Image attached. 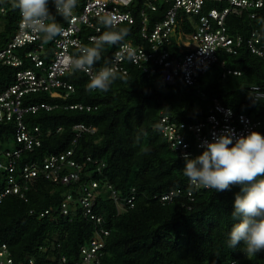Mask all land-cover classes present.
<instances>
[{
    "label": "trees",
    "instance_id": "trees-1",
    "mask_svg": "<svg viewBox=\"0 0 264 264\" xmlns=\"http://www.w3.org/2000/svg\"><path fill=\"white\" fill-rule=\"evenodd\" d=\"M155 1L158 9L147 11L150 28L163 19L168 7L160 0ZM80 2L82 0H77L79 11ZM13 3L14 0L5 2L7 12L0 14V51L16 32L20 20L19 9L13 8ZM226 5V2L208 0L204 12ZM49 8L55 14L51 0ZM253 10L258 12L256 19H251L247 12L233 13L228 15L226 24L231 34H242L245 39L252 28H260L264 44V6ZM134 14L135 23L124 22L118 26L127 32L124 42L148 46L142 35L144 23L139 5L134 8ZM56 19L61 26L67 22L59 16ZM197 20L198 17L183 12L177 30L188 36L196 30ZM171 41L166 47L172 54L183 52L177 34ZM33 47L34 44H27L16 50L24 59L22 66L0 64V86L13 83L18 71L31 66L25 54ZM54 48L52 41L45 43V60H50ZM118 48L105 45L101 60L95 65L109 64ZM125 65L128 74L117 72L118 79L108 92L86 91L89 75L75 71L65 76L75 85V91L68 96L66 91L60 96L47 92L24 96V105L49 102L55 107L24 115L23 120L30 130L36 126L40 129L42 145L23 151L18 158L17 180L21 182L19 174L26 162H40L49 154L74 148L72 158L84 165L81 180L88 182L93 173L94 179L100 182L95 211L104 216L106 227L111 231L105 247L98 252V262L92 264H264V251L248 257L243 251V242L234 249L228 247L229 233L235 223L232 219L234 201L240 186L223 192L192 188L183 175L184 157L172 149L156 128L162 114L179 122L202 121L218 99L237 113L245 112L261 119L260 132L264 134V99L253 100L249 90L251 84H260L264 89V56L254 54L244 42L236 55L221 52L219 61L193 85L179 80L167 83L160 73L148 77L137 65L128 61ZM227 69L239 70L241 75L230 73L224 77ZM78 103L92 105V109L70 108ZM78 123L94 126L97 131L76 137L74 126ZM16 126L14 121L0 123L2 149L23 148L16 139ZM75 138L78 142L74 146ZM192 150L193 156L189 157L194 159L205 149ZM5 157L0 154V161L7 160ZM88 157L92 160H87ZM95 160H99V164H95ZM97 166L102 167L101 171L96 170ZM7 177L6 170L0 167V191L7 185ZM108 184L125 196L135 188L134 207L119 213ZM74 186L38 176L25 191L26 199L19 194L3 199L0 245H8L14 264H29L30 260L36 264H76L81 259L82 247L91 242L95 226L82 215L80 205L76 211L71 209V215L62 213L61 203L69 191L75 190ZM177 189L182 193L163 204L161 196ZM189 189L193 191L194 200L187 195ZM46 209L50 212L41 216Z\"/></svg>",
    "mask_w": 264,
    "mask_h": 264
},
{
    "label": "built area",
    "instance_id": "built-area-1",
    "mask_svg": "<svg viewBox=\"0 0 264 264\" xmlns=\"http://www.w3.org/2000/svg\"><path fill=\"white\" fill-rule=\"evenodd\" d=\"M7 1L11 2L12 0H0V14L7 12L4 4ZM160 1L167 4L168 7H166L163 19L157 20L150 28L147 11L148 9L153 11L158 9L155 0H142L141 2L139 0H82L80 2L82 9L80 11L76 8L73 10V16L66 24L62 25V35L52 40L55 48L49 61L44 58L45 43L30 30L21 29L20 16L16 32L0 51L1 65L19 67L24 64V59L18 55L16 50L27 44H34L33 49L25 54V57L31 60V66L18 71L13 83L0 86V123L14 121L17 125L16 139L23 144V148L20 147L14 151L4 150L0 147V154H5L7 159L0 161V167L5 169L8 175L7 185L0 191V203L7 195L11 194H19L21 198L26 199L25 191L29 189L38 176L66 186L75 185V190L69 191L61 203V211L64 215H71L73 214L71 209L76 211L77 205H80L82 215L92 221L95 226V234L91 242L82 247L81 259L76 264L98 262V252L105 247L106 239L111 232L106 227L104 216L95 211L100 194L97 190L100 182L94 179L93 173L90 174L88 182L81 180L83 177L81 170L84 165L72 158L74 148L60 154H49L40 162L36 160L26 162L19 174L22 178L21 182L17 180L15 173L18 158L22 156L23 151L34 150L42 145L39 136L40 129L36 126L30 130L23 120L24 115L41 109L50 111L55 107L49 102L24 105V96L31 92H47L52 96H60L62 91H66L65 95L68 96L75 91V85L65 78L67 74L74 71L66 67L64 62L67 58L77 55L80 45H90L93 38L102 35L107 30L98 22V14L115 16L119 22L118 26L124 22L132 24L135 23L134 8L138 5L140 7V15L143 17L144 23L142 35L149 45L134 44L131 41L124 42L130 49L134 50L135 60L115 62L112 59L109 64L103 66H115L117 72L125 75L129 72L125 65L128 61L142 68L148 77L160 73L167 83H174L179 80L182 83L193 85L209 71L213 64L219 61L221 52L236 55L244 42H247L254 54L264 56L263 34L260 28H252L248 38L245 39L242 34H231L226 24L228 15L233 13L241 15L247 12L251 19H256L258 12L253 9L262 8L264 0H211L213 2H226L227 5L224 8L213 7L207 12H204V8L208 0ZM183 12L198 17L196 30L188 36H185L182 30H177L179 16ZM174 34H177L180 45L183 47V52L176 56L166 47L172 42ZM101 68L94 65L93 71H99ZM230 73L241 75L239 70L227 69L223 76L225 77ZM249 90L253 100L264 99V89L260 84H251ZM70 108L89 111L92 109V105L78 103L70 105ZM262 124L261 119H256L245 112L237 113L233 108L215 99L209 114L202 121L179 122L168 114H162L156 128L167 139L172 149L185 157V154L193 156L192 148L205 149L203 146L205 141L212 142L216 136L229 129L235 132V138H239L240 136H247L253 131L261 133ZM74 128L76 137L84 132L94 133L97 131L96 127L84 123H78ZM235 138L233 143H235ZM77 140L78 138H75L74 146L77 144ZM87 160H92V158L88 157ZM95 164H99V160H95ZM101 169V166H97L96 170L101 171ZM107 188L110 191V197L119 209V213L134 207L135 188H132L130 195L127 196L121 195L112 184H108ZM180 193H182L181 189L168 191L161 196L160 200L165 204L167 201H172ZM187 195L190 200H194L192 189L187 191ZM49 212L50 209H46L41 216ZM0 264H14L9 247L5 243L0 245ZM29 264L36 263L34 260H30Z\"/></svg>",
    "mask_w": 264,
    "mask_h": 264
},
{
    "label": "clouds",
    "instance_id": "clouds-1",
    "mask_svg": "<svg viewBox=\"0 0 264 264\" xmlns=\"http://www.w3.org/2000/svg\"><path fill=\"white\" fill-rule=\"evenodd\" d=\"M49 3L50 0H14L12 5L19 9L21 29L30 30L45 43L62 35L63 28L56 17L70 20L77 0H51L55 14L50 11ZM98 22L107 30L93 38L90 45H80L77 55L64 62L72 71L89 75L86 91L90 93L108 92L118 79L115 66L93 71L105 45L119 47L113 57L115 62L135 60L134 50L124 43L127 32L118 27V19L110 14H98ZM234 138L235 132L229 129L212 142L205 141L201 155L192 159L185 154L182 171L195 188L223 192L240 186L234 201L232 219L235 223L229 233L228 247L234 249L243 242V251L251 257L264 251V135L253 131L235 138L233 143Z\"/></svg>",
    "mask_w": 264,
    "mask_h": 264
}]
</instances>
